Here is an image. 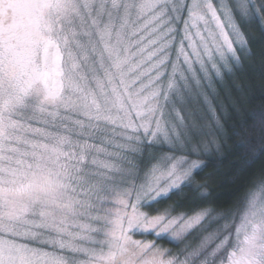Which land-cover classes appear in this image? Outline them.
Returning a JSON list of instances; mask_svg holds the SVG:
<instances>
[{
	"label": "snow or ice",
	"instance_id": "obj_1",
	"mask_svg": "<svg viewBox=\"0 0 264 264\" xmlns=\"http://www.w3.org/2000/svg\"><path fill=\"white\" fill-rule=\"evenodd\" d=\"M261 14L264 0H0V264H264V167L233 207L204 206L221 125L190 118L253 55ZM241 130L251 166L264 109Z\"/></svg>",
	"mask_w": 264,
	"mask_h": 264
},
{
	"label": "trees",
	"instance_id": "obj_2",
	"mask_svg": "<svg viewBox=\"0 0 264 264\" xmlns=\"http://www.w3.org/2000/svg\"><path fill=\"white\" fill-rule=\"evenodd\" d=\"M256 2L258 3V0ZM244 31L250 41L253 55L245 61L240 72L231 78H225L221 83L214 84L208 96V106L203 107L204 115L202 119H197L204 131H215L214 121L221 125V138L224 144L221 156L211 157L207 161L208 167L196 178L197 183L209 185L205 191L211 192L212 199L209 205L204 206L215 207L218 210L233 207L243 194L242 185L252 174L264 167V156L259 155V144L256 153L259 158L251 166L241 164L246 149L238 147V143L245 140L241 124L249 114L264 109V14H261L259 20L247 24ZM253 135L255 133H250L248 139ZM248 158L251 159L250 156ZM174 199L181 204L182 210L196 206L195 198L187 188Z\"/></svg>",
	"mask_w": 264,
	"mask_h": 264
},
{
	"label": "rangeland",
	"instance_id": "obj_3",
	"mask_svg": "<svg viewBox=\"0 0 264 264\" xmlns=\"http://www.w3.org/2000/svg\"><path fill=\"white\" fill-rule=\"evenodd\" d=\"M206 106H208V103L206 105H204V104H196L194 106V115L192 117H190V118L193 119V120L202 119V117L204 115V112H205L203 107L206 108ZM161 243H163L164 247H172V245H169V244H167V243H165L163 241H161Z\"/></svg>",
	"mask_w": 264,
	"mask_h": 264
}]
</instances>
